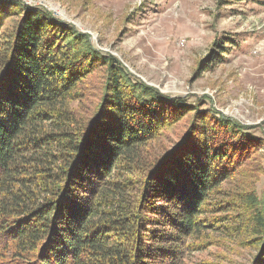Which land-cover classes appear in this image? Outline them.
<instances>
[{
    "label": "trees",
    "instance_id": "obj_1",
    "mask_svg": "<svg viewBox=\"0 0 264 264\" xmlns=\"http://www.w3.org/2000/svg\"><path fill=\"white\" fill-rule=\"evenodd\" d=\"M187 104L46 10L0 0V264H185L209 234L264 264V195L230 184L264 143Z\"/></svg>",
    "mask_w": 264,
    "mask_h": 264
},
{
    "label": "rangeland",
    "instance_id": "obj_2",
    "mask_svg": "<svg viewBox=\"0 0 264 264\" xmlns=\"http://www.w3.org/2000/svg\"><path fill=\"white\" fill-rule=\"evenodd\" d=\"M16 1L42 8L87 35L98 51L159 92L186 98L187 105L209 110L210 118L219 113L264 143V6L259 0ZM15 19L10 17L6 27L11 29ZM218 56L225 62L219 64ZM102 74L92 72L81 87L95 90ZM245 152L239 178L230 184L262 197L264 147L257 154ZM209 238L212 244L187 255L185 264H251L254 251L240 240Z\"/></svg>",
    "mask_w": 264,
    "mask_h": 264
}]
</instances>
